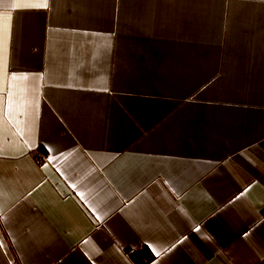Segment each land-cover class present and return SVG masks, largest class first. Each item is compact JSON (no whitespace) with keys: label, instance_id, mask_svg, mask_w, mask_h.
Returning a JSON list of instances; mask_svg holds the SVG:
<instances>
[{"label":"crops","instance_id":"crops-1","mask_svg":"<svg viewBox=\"0 0 264 264\" xmlns=\"http://www.w3.org/2000/svg\"><path fill=\"white\" fill-rule=\"evenodd\" d=\"M49 5L10 10L0 264H264V0Z\"/></svg>","mask_w":264,"mask_h":264},{"label":"snow or ice","instance_id":"snow-or-ice-1","mask_svg":"<svg viewBox=\"0 0 264 264\" xmlns=\"http://www.w3.org/2000/svg\"><path fill=\"white\" fill-rule=\"evenodd\" d=\"M0 6L6 9L5 12L0 13V31L4 34V54L0 57V94H2L0 95V103L5 104L4 118L11 119L13 111L19 112L27 104L25 99L27 85L23 82H27L29 77L27 75H17L15 70H11V75H9L10 68L7 56V36L12 27L13 19L10 10L48 9L50 5L49 0H12L11 3L6 5L3 4V0H0ZM4 96H6V102L4 101ZM19 131L22 132V130ZM21 155H23V153H21ZM45 167H47V165H45ZM241 195H243V193ZM4 218L3 211L0 209V220ZM97 218L99 219V217ZM2 247H4V245L0 244V248ZM153 251H155V249H153ZM156 255L159 256L160 252H156Z\"/></svg>","mask_w":264,"mask_h":264}]
</instances>
